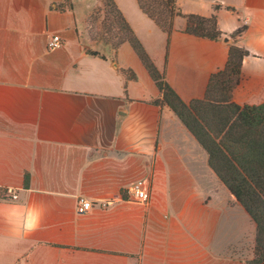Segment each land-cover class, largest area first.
Returning a JSON list of instances; mask_svg holds the SVG:
<instances>
[{
  "label": "crops",
  "instance_id": "0c3cea01",
  "mask_svg": "<svg viewBox=\"0 0 264 264\" xmlns=\"http://www.w3.org/2000/svg\"><path fill=\"white\" fill-rule=\"evenodd\" d=\"M66 1L0 0V264H246L256 225L206 151L156 105L129 43L115 51L92 38L102 0L59 9ZM114 1L187 104L204 99L246 27L233 101L264 104V0H177L184 15L217 17V41L187 33L181 17L168 36L137 0ZM54 35L63 47L49 50ZM138 180L150 181L146 204L128 200ZM80 199L115 205L79 214Z\"/></svg>",
  "mask_w": 264,
  "mask_h": 264
},
{
  "label": "trees",
  "instance_id": "16d2710c",
  "mask_svg": "<svg viewBox=\"0 0 264 264\" xmlns=\"http://www.w3.org/2000/svg\"><path fill=\"white\" fill-rule=\"evenodd\" d=\"M140 9L168 36L174 20H186V32L198 38L217 41L224 33L216 16L210 18L184 15L177 0H137ZM103 8L93 11L88 26L98 25L93 39L110 45L115 51L129 43L161 92L156 105L170 109L195 137L209 157V166L256 225L255 258L250 264H264V104L240 106L233 101L235 89L242 81V65L250 52L238 45L243 27L232 35L226 67L211 77L206 96L185 103L170 87L165 73L155 66L143 44L114 0H102ZM73 0L58 5L72 9ZM217 9V7H216ZM99 55L98 52L90 53ZM135 79L131 71H126ZM224 94L222 102L211 100L212 93ZM26 186L29 176H26Z\"/></svg>",
  "mask_w": 264,
  "mask_h": 264
},
{
  "label": "built area",
  "instance_id": "2783aa9c",
  "mask_svg": "<svg viewBox=\"0 0 264 264\" xmlns=\"http://www.w3.org/2000/svg\"><path fill=\"white\" fill-rule=\"evenodd\" d=\"M243 28V27H242ZM63 47V39L59 35H54L49 41V50H57ZM149 186L150 181L138 180L131 184L127 189L128 200L131 203L146 204L149 201ZM13 200L18 199V195L15 192H11ZM115 205L114 201H103L100 203H93L87 199H80L77 206L79 214H86L96 206L100 208H110Z\"/></svg>",
  "mask_w": 264,
  "mask_h": 264
},
{
  "label": "rangeland",
  "instance_id": "374dc122",
  "mask_svg": "<svg viewBox=\"0 0 264 264\" xmlns=\"http://www.w3.org/2000/svg\"><path fill=\"white\" fill-rule=\"evenodd\" d=\"M103 8V3H102V7L96 8L101 10ZM95 9V10H96ZM88 30L90 32V34L95 35L96 33H98L99 29H98V25H92V26H88ZM224 94L220 93V91H218V93H212L211 95V100H213L214 102H222L224 100ZM255 224V223H254ZM256 234H257V229H256ZM255 244H256V235L254 237V240L250 241L249 243L246 244V264H250V262L253 261V259L255 258Z\"/></svg>",
  "mask_w": 264,
  "mask_h": 264
}]
</instances>
